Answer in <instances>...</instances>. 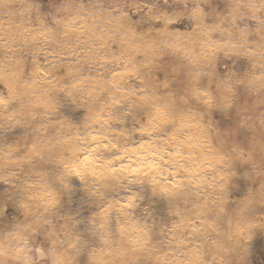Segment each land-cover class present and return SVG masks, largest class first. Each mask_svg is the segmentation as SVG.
Returning <instances> with one entry per match:
<instances>
[{
  "label": "clouds",
  "instance_id": "clouds-1",
  "mask_svg": "<svg viewBox=\"0 0 264 264\" xmlns=\"http://www.w3.org/2000/svg\"><path fill=\"white\" fill-rule=\"evenodd\" d=\"M0 264H264V0H0Z\"/></svg>",
  "mask_w": 264,
  "mask_h": 264
}]
</instances>
